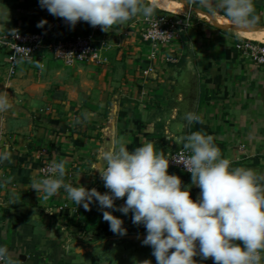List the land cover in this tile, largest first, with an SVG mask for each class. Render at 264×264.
<instances>
[{
	"label": "crops",
	"instance_id": "1",
	"mask_svg": "<svg viewBox=\"0 0 264 264\" xmlns=\"http://www.w3.org/2000/svg\"><path fill=\"white\" fill-rule=\"evenodd\" d=\"M149 2L155 14L166 11L189 18L171 48L154 47L142 38L143 17L97 33L105 59L100 64L67 66L44 52L18 62L12 72L0 48V93L13 104L12 110L0 113V148L7 144L13 161L0 163V246L17 253L23 264H92L71 244L116 235L97 202L85 211L63 191L44 200L31 189V177H42L40 167L47 159L67 161L66 183L103 194L108 189L93 171L99 149L123 138L129 151L151 141L169 155L183 145L169 141L166 129L177 135L201 131L214 137L233 167L264 173V66L255 65L234 46L239 38L264 43V0H254L259 19L249 28L252 36L223 26L230 21L221 13L209 16L196 1ZM61 19L41 8L39 0H0V34L20 28L38 31L41 20L46 26ZM91 28L83 21L75 28L64 24L51 39L89 33ZM169 55L177 61L167 60ZM37 61L44 64L43 71L35 66ZM186 112L202 116L204 123L185 126ZM82 113L90 119L77 124ZM42 149L47 153L40 154ZM168 172L179 176L184 187L191 186L193 200L199 198L191 174L170 166ZM8 178L11 182L5 183ZM125 200H115V205ZM107 210L123 220L127 233L146 232L143 225L132 223L131 212Z\"/></svg>",
	"mask_w": 264,
	"mask_h": 264
},
{
	"label": "clouds",
	"instance_id": "2",
	"mask_svg": "<svg viewBox=\"0 0 264 264\" xmlns=\"http://www.w3.org/2000/svg\"><path fill=\"white\" fill-rule=\"evenodd\" d=\"M196 3L207 9L211 17L221 13L237 30L246 29L259 19L254 0H196ZM39 4L71 28L83 21L93 28L99 26L103 32L126 27L137 17L148 21L155 14V6L149 0H39ZM45 24L47 21L41 20L37 27L43 28ZM10 34L19 35L16 29H11ZM35 66L44 70L39 61ZM12 109L8 95L0 93V113ZM82 117L76 118L77 124L87 122L90 114L82 113ZM182 119L185 126L204 123L195 112H186ZM165 137L183 145L177 157L158 151L151 141L129 151L123 138L99 149L93 171L99 172L108 189L103 194L95 188L66 183L67 161L55 158L44 169L43 177H31V189L44 200L63 191L85 211H90L97 202L110 231L119 236L127 235L124 222L107 209L125 215L131 212L132 223L145 227L147 234L142 244L152 248L157 264H198L194 259L197 255L203 260L211 258L214 264H264V173L233 167L210 134L194 131L177 135L166 129ZM5 161L13 162L7 144L0 148V163ZM170 161L182 164L191 174V185L200 189L198 199H192L191 186L184 187L179 176L169 174ZM10 182L11 178L5 181ZM125 197V203L117 207L115 200ZM0 264L23 262L7 246H0Z\"/></svg>",
	"mask_w": 264,
	"mask_h": 264
},
{
	"label": "built area",
	"instance_id": "3",
	"mask_svg": "<svg viewBox=\"0 0 264 264\" xmlns=\"http://www.w3.org/2000/svg\"><path fill=\"white\" fill-rule=\"evenodd\" d=\"M193 4L196 0H187ZM66 22L61 19L51 22L36 32H18V36L10 33L0 34V48L5 53L6 60L12 67L20 61H30L37 54L47 52L51 54L54 60L64 65L71 66L77 62H92L100 64L105 61L102 56V44L97 43V33L101 31L100 27L91 28L89 33H79L67 39H50L49 35ZM189 25V18L176 17L163 11L146 21L141 30L142 38L150 42L154 47L171 48L174 42L180 37V33ZM25 48L30 50L17 47ZM235 48L242 56L249 59L257 66H264V43L249 39L239 38L235 42ZM167 60L176 62L177 58L169 55ZM183 147L178 148L168 156L177 157ZM47 150L42 149L40 154H46ZM51 160L47 159L40 167V174L44 176V169ZM170 167L176 168L181 172L188 173L182 164H176L170 161ZM190 174V173H188ZM214 264V262L212 263Z\"/></svg>",
	"mask_w": 264,
	"mask_h": 264
},
{
	"label": "water",
	"instance_id": "4",
	"mask_svg": "<svg viewBox=\"0 0 264 264\" xmlns=\"http://www.w3.org/2000/svg\"><path fill=\"white\" fill-rule=\"evenodd\" d=\"M51 39V34L49 35ZM145 233H127L125 236L110 235L95 242H87L84 240H76L71 244V249L84 257H88V261H94L97 264H107L101 261L99 257L102 255L115 256L112 260L113 264H141L145 260H150L151 264H157L155 257L152 255V248L142 244V240L146 236ZM197 251L199 246L197 244ZM197 262L207 261L213 263L211 258L203 260L199 255L194 257Z\"/></svg>",
	"mask_w": 264,
	"mask_h": 264
},
{
	"label": "bare ground",
	"instance_id": "5",
	"mask_svg": "<svg viewBox=\"0 0 264 264\" xmlns=\"http://www.w3.org/2000/svg\"><path fill=\"white\" fill-rule=\"evenodd\" d=\"M222 25L225 26V27H227V28H231L232 30H234L235 32H237L239 34H242V35H251V36H252V31L249 28H254V26H250V27H248L246 29L237 30L231 24H228V23L225 24V23H223ZM256 37H257V32H256ZM259 37H260V35L258 34V38Z\"/></svg>",
	"mask_w": 264,
	"mask_h": 264
},
{
	"label": "flooded vegetation",
	"instance_id": "6",
	"mask_svg": "<svg viewBox=\"0 0 264 264\" xmlns=\"http://www.w3.org/2000/svg\"><path fill=\"white\" fill-rule=\"evenodd\" d=\"M114 255L113 256H108V255H102L101 257H99L100 258V260L101 261H106V262H108L107 264H113L112 263V260L114 259ZM89 259H87V261H88ZM92 264H97V263H95L94 261H92Z\"/></svg>",
	"mask_w": 264,
	"mask_h": 264
},
{
	"label": "trees",
	"instance_id": "7",
	"mask_svg": "<svg viewBox=\"0 0 264 264\" xmlns=\"http://www.w3.org/2000/svg\"><path fill=\"white\" fill-rule=\"evenodd\" d=\"M38 31H39V30H38ZM19 32H24V33H26V32H36V30L31 31V30H27V29H24V28H20V29H19ZM101 219H102V218H100V221H101Z\"/></svg>",
	"mask_w": 264,
	"mask_h": 264
},
{
	"label": "rangeland",
	"instance_id": "8",
	"mask_svg": "<svg viewBox=\"0 0 264 264\" xmlns=\"http://www.w3.org/2000/svg\"><path fill=\"white\" fill-rule=\"evenodd\" d=\"M80 257H81V258L83 257L82 259H86V258L88 259V257H84V256H81V255H80Z\"/></svg>",
	"mask_w": 264,
	"mask_h": 264
}]
</instances>
